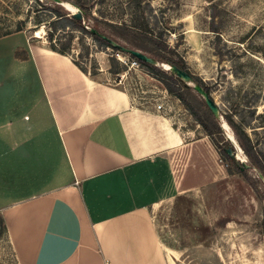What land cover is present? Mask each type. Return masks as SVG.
I'll use <instances>...</instances> for the list:
<instances>
[{
    "label": "rangeland",
    "instance_id": "1",
    "mask_svg": "<svg viewBox=\"0 0 264 264\" xmlns=\"http://www.w3.org/2000/svg\"><path fill=\"white\" fill-rule=\"evenodd\" d=\"M64 1L84 13L82 25L54 0H0V38L18 33L64 48L85 72L117 83L138 104L164 105L182 141L170 154L169 184L153 216L175 264H264V0ZM93 29L179 62L208 89L220 118L193 83ZM0 264H20L3 221Z\"/></svg>",
    "mask_w": 264,
    "mask_h": 264
},
{
    "label": "crops",
    "instance_id": "2",
    "mask_svg": "<svg viewBox=\"0 0 264 264\" xmlns=\"http://www.w3.org/2000/svg\"><path fill=\"white\" fill-rule=\"evenodd\" d=\"M99 76L0 38V215L20 264H175L153 212L181 134Z\"/></svg>",
    "mask_w": 264,
    "mask_h": 264
},
{
    "label": "water",
    "instance_id": "3",
    "mask_svg": "<svg viewBox=\"0 0 264 264\" xmlns=\"http://www.w3.org/2000/svg\"><path fill=\"white\" fill-rule=\"evenodd\" d=\"M56 3L64 6L63 1L64 0H54ZM72 16L76 19L82 20L83 17V12L78 9L77 11H72ZM93 34L100 36L101 34L99 33V31L97 29H93L92 30ZM106 41H108L109 43H111L112 46L125 51L127 53H130L131 55H133L135 58L147 62L149 64L158 66L161 64L160 61H158L157 59H155L152 56L147 55L146 53L138 50V49H132L126 46H123L117 42H115L114 40H112L111 38L105 36V35H101ZM171 68L170 70L172 71L173 74L177 75L179 78L183 79L186 83H190V84H194V87L196 88V90L204 96L205 101L208 105V107L210 108V110L212 111V113L217 117L220 118V113H219V108L216 104V102L213 100V98L210 96L209 92L205 90V88L197 83L194 82L192 75L186 71L184 68L179 67L178 65L175 64H170ZM229 155L234 157V149L233 147H229L227 149ZM239 160V157H238ZM242 162V169L244 167H248V165L246 164L245 161H241Z\"/></svg>",
    "mask_w": 264,
    "mask_h": 264
},
{
    "label": "trees",
    "instance_id": "4",
    "mask_svg": "<svg viewBox=\"0 0 264 264\" xmlns=\"http://www.w3.org/2000/svg\"><path fill=\"white\" fill-rule=\"evenodd\" d=\"M83 17L85 18L84 13H83ZM84 18H83L82 20H79V19H76V18H74V17L72 16L73 21L76 22V23H78L79 25H82V22L84 21ZM51 47H52L53 49H55V48H54V45H51ZM55 50H56V49H55ZM58 51H60L61 53H64V54H65V49H64V48H61V49L58 50ZM153 57H154L155 59H157L158 61H160V62L167 61V62H170V63H172V64H175V65H178L179 67H181V64H180L179 62L173 61L172 59L166 57V55H162V54H161V55H154ZM111 61H112V60H111ZM164 63H165V62H164ZM117 73H119V72H117ZM204 88H205L206 91H208V89H207L206 87H204ZM225 151H226V153L229 155L227 149H226ZM0 218H1L0 223L2 224L3 219H2V217H0ZM3 222H4V221H3Z\"/></svg>",
    "mask_w": 264,
    "mask_h": 264
},
{
    "label": "bare ground",
    "instance_id": "5",
    "mask_svg": "<svg viewBox=\"0 0 264 264\" xmlns=\"http://www.w3.org/2000/svg\"><path fill=\"white\" fill-rule=\"evenodd\" d=\"M63 3H64V6L65 7H67L68 9H70L71 11H76V7L75 6H72L71 4H69L68 2H66V1H63ZM69 10V11H70ZM161 65L167 70H169L170 68H171V65L170 64H168V63H161ZM224 126L228 129L229 127H228V125H227V123H224ZM228 133V132H227ZM229 137H230V139L232 140V142L237 146V149H238V157H239V159L240 160H242V161H245L246 159L244 158V156L242 155L243 153L241 152V148H240V146H238L237 145V142H236V139L234 138V136L232 135V133H231V135L229 134Z\"/></svg>",
    "mask_w": 264,
    "mask_h": 264
},
{
    "label": "built area",
    "instance_id": "6",
    "mask_svg": "<svg viewBox=\"0 0 264 264\" xmlns=\"http://www.w3.org/2000/svg\"><path fill=\"white\" fill-rule=\"evenodd\" d=\"M134 63H139L138 61H134ZM140 64V63H139ZM133 97V95H132ZM133 99L135 100V98L133 97ZM156 111L158 112H162L165 114V108L163 104H158V105H154L152 106ZM108 264H113V263H108Z\"/></svg>",
    "mask_w": 264,
    "mask_h": 264
}]
</instances>
